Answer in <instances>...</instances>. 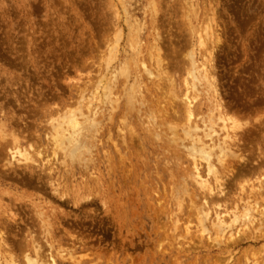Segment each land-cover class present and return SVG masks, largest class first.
<instances>
[{"label": "rangeland", "instance_id": "obj_1", "mask_svg": "<svg viewBox=\"0 0 264 264\" xmlns=\"http://www.w3.org/2000/svg\"><path fill=\"white\" fill-rule=\"evenodd\" d=\"M203 31L214 37L201 46ZM210 59L241 125L228 156L192 76ZM81 106L74 159L54 128ZM0 136V264H264V0H0ZM190 144L213 148L216 171Z\"/></svg>", "mask_w": 264, "mask_h": 264}, {"label": "bare ground", "instance_id": "obj_2", "mask_svg": "<svg viewBox=\"0 0 264 264\" xmlns=\"http://www.w3.org/2000/svg\"><path fill=\"white\" fill-rule=\"evenodd\" d=\"M121 4H122V1H121ZM152 4H153V2H152ZM190 4V3H189ZM116 5V4H115ZM111 8V7H110ZM113 8H114V6H113ZM190 20V19H189ZM119 27V26H118ZM117 29H119V28H117ZM116 29V30H117ZM204 29V28H203ZM207 29V28H206ZM115 30V31H116ZM207 30H209L210 31V28H208ZM207 30H206V32H207ZM193 31V30H192ZM117 32H120L119 30H117ZM122 32V31H121ZM121 32H120V34H121ZM204 32V31H203ZM197 33H199V32H197ZM202 33V32H201ZM205 33V32H204ZM119 34V33H118ZM123 34V33H122ZM200 34V33H199ZM199 34H197V35H199ZM203 34V33H202ZM118 36V35H117ZM214 37L213 35H211L210 34V32H208V33H205V35H199L198 36V40L200 41V45L201 46H204V45H207V44H205V42H206V40L209 38V39H212V38H210V37ZM122 37V36H121ZM204 37H206V39L204 38ZM197 38V37H196ZM119 39H120V36L119 37H117V41H119ZM208 39V40H209ZM209 43V42H208ZM112 44V43H111ZM110 46V45H109ZM112 46V45H111ZM207 47H209V44H208V46ZM117 48H118V42H116L110 49H109V51H107L108 52V64H109V66H110V64H111V62L112 61H114V59L116 58V53H117ZM108 49V48H107ZM140 54V53H139ZM138 54V55H139ZM208 54V53H207ZM209 55H210V52H209ZM118 56V55H117ZM187 56H189V58H190V60H191V63L195 66V64H198V63H196L197 61H195L194 60V56H195V54H194V52L191 50V53H188V55ZM106 57H107V55H106ZM105 61V60H104ZM124 62V61H123ZM210 62H211V59L209 60V62H207V64H203V65H200L199 67H197V70H196V74L194 73V72H192V76L195 78L196 77V79L197 80H199V82H201V83H204V86H205V90L206 91H204V92H207L208 93V95H206V96H208L210 99H211V101H212V104L214 105V108H212V109H215L214 111H216L217 112V117H218V121L219 122H217V123H220L221 122V129H222V133H223V138H224V142L223 143H225V142H227L228 143V141H229V143L227 144V143H225L224 144V147H222V146H220L219 145V148H220V151H221V153L223 154H225V152L227 151H229V152H232L230 149H233L232 148V146H231V148H229V144L231 143V142H233L234 140H236L237 139V136H238V134H237V130H239L240 129V127H241V125L240 124H238V123H231L232 121H230V119L229 118H227L226 117V115H225V113H223L224 111H222L223 109H222V105H221V103H220V101H219V97H218V92H217V89H216V86L214 85V83H212V75H210V71H209V68L211 67V66H209V64H210ZM106 63V62H105ZM129 63V62H128ZM204 63V62H203ZM209 67H207V66ZM123 66H126L125 68H123V70L125 69V72L127 73L128 71H126V69H127V65H125V62H124V64H123ZM147 65L145 64V66L144 67H146ZM159 67V66H158ZM148 68V67H147ZM160 68V67H159ZM142 69H143V67H142ZM107 70V69H106ZM121 70H122V68H121ZM148 69H146V72H148L149 73V75L150 76H155L156 75V73L159 71H155L156 73H155V75H154V71L152 72V71H150V70H148ZM188 72V71H187ZM120 73H121V71H120ZM124 73V72H123ZM110 75H113V74H111L110 73ZM129 75V74H128ZM148 75V76H149ZM196 75V76H195ZM198 75V76H197ZM117 76V74L116 75H114L113 77H116ZM122 76H123V74H122ZM155 77H157V76H155ZM154 78V77H153ZM115 79V78H114ZM118 79V78H117ZM117 79H115V80H117ZM114 80V81H115ZM127 80V79H126ZM155 80V79H154ZM109 81V80H108ZM172 81V80H171ZM190 81H192V80H190ZM189 81V82H190ZM110 82H111V80H110ZM113 82V81H112ZM117 82H118V80H117ZM110 84H106L105 85V88H104V94L102 95L103 96V98L104 97H106V99H108V100H110L109 99V96L111 95V93L110 94H108V90H106V89H110V86H109ZM112 85H113V83H112ZM190 85V83H188V86ZM174 86V85H173ZM195 86H197V84L196 85H193V87H194V89H196V87ZM191 87V86H190ZM199 87H200V85H199ZM203 87V86H202ZM103 88V87H102ZM112 89V88H111ZM135 89V88H134ZM105 90H106V92H105ZM112 91V90H111ZM110 92V91H109ZM202 93H203V91H202ZM200 94V93H199ZM195 95V94H194ZM190 96V95H189ZM196 97L195 98H192V100L194 101L195 99H197L198 98V96L197 95H195ZM111 97V96H110ZM193 97V96H192ZM199 97H200V95H199ZM203 97V96H202ZM207 97V98H208ZM188 99H189V97H187ZM102 101H103V99H102ZM111 101V100H110ZM113 101H115V100H113ZM189 101H191L190 99H189ZM210 101V102H211ZM85 102V101H84ZM105 102V101H104ZM195 104V103H194ZM81 105H82V103H81ZM186 105V108H187V121L188 122H190L191 121V119L193 118V111H192V109L194 108H192L191 106H192V102H188L187 104H185ZM80 109H78L77 110V112L76 111H74V112H72L71 111V113L70 112H68L67 111V115L64 117V124H66L67 125V128H65V129H63V127H61V125L63 124V123H61L60 121H59V123H60V128L58 127V126H56V128H54V132L56 133L54 136H56V137H58V139H60V143H59V147L64 151H66V149H67V152H70V154H71V157L72 158H74V159H76L75 158V156L76 157H80L82 154H83V148L86 146H83L84 145V142L82 143L80 140H78V138H80L79 136H80V134L82 133V131H84V127L82 126V124H83V122H81V121H83L84 120V118H82L81 119V121H78V119H79V115L82 117L83 115H85V113L83 114V110L81 109L82 108V106L81 107H79ZM212 112H211V114L213 113V110H211ZM66 113V112H65ZM77 113H79V114H77ZM85 116H87V115H85ZM85 116H83V117H85ZM89 119H90V117H88ZM88 118L86 117V119L85 120H88ZM211 119V118H210ZM214 119H215V116H214ZM213 118H212V120L213 121H217V119L216 120H214ZM90 121H93V118L92 119H90ZM234 121V120H233ZM85 122V124L86 123H88L87 121H84ZM93 122H95V121H93ZM92 122V123H93ZM187 122V123H188ZM180 123V122H179ZM63 124V125H64ZM215 124V123H214ZM53 126H54V124H52ZM197 125V124H196ZM205 125V124H204ZM216 125V124H215ZM90 126H91V124H90ZM185 126V125H184ZM55 127V126H54ZM186 128H184L185 130V132H184V134L187 136V137H192V135H191V131H192V124H187L186 126H185ZM205 127H207V125L205 126ZM209 127H210V130H211V126L209 125ZM195 128H197V127H195ZM56 129V130H55ZM67 129V130H66ZM199 129V128H198ZM197 129V130H198ZM197 130H194V132H193V134L195 133V135H196V131ZM204 130V129H203ZM209 130V131H210ZM212 131V130H211ZM70 132V133H69ZM174 132V131H173ZM208 132V131H207ZM215 131L213 130V133H214ZM66 133H67V135L69 134V136L67 137L66 136ZM212 133V134H213ZM216 133V132H215ZM214 133V134H215ZM206 134H209V133H206ZM217 134V133H216ZM210 135V134H209ZM15 136V135H14ZM185 136V137H186ZM208 135H206V137H207ZM1 137V136H0ZM4 136H2L1 137V139L3 138ZM196 137H197V135H196ZM55 138V137H54ZM195 138V137H194ZM4 139V138H3ZM55 139H57V138H55ZM57 139V142H59V140ZM191 139V138H190ZM213 139V138H212ZM13 140H14V142H18V140L16 139V138H14L13 137ZM182 140V139H181ZM198 140V139H197ZM196 140V141H197ZM56 141V140H55ZM192 142V144H196L197 142H195V139H194V141L193 140H191ZM189 142H190V140H189ZM194 142V143H193ZM198 142H199V144L201 143V140L199 141L198 140ZM65 143H68V145H65ZM86 143V142H85ZM203 143V142H202ZM201 143V144H202ZM56 144V143H55ZM198 144V143H197ZM57 145V144H56ZM204 145V144H203ZM203 145H199L198 146V148L199 149H197L196 147V145H194L193 147H192V145L190 144V147H192V149H191V151H193L192 153L194 154V153H199L201 156H202V158H200V159H204V160H208L207 161V163H208V172H212V170H215L216 171V169L215 168H213L214 167V165L213 164H211V162H210V164H209V161L211 160V157H212V154H211V150L213 149H211V147H209V146H207V148H210L209 150H207V148H206V145H204V147L206 148H204V147H202ZM58 146V145H57ZM68 146V147H67ZM196 146V147H195ZM65 147V148H64ZM87 147V146H86ZM85 149V148H84ZM85 151H86V149H85ZM88 151V150H87ZM197 151V152H196ZM13 152V151H12ZM23 152V151H22ZM89 152V151H88ZM215 153L216 152H214V156H217V155H215ZM234 153V152H233ZM26 154H27V152H26ZM219 154V153H218ZM227 154V153H226ZM225 154V155H226ZM12 155H13V157L12 158H14V160H16L15 159V157H16V154L14 155L13 153H12ZM28 155V154H27ZM27 155H23V153H20V157L21 158H23V159H19V157L17 158V160H16V162L17 163H24L25 164V167L27 168V166L29 165H27L26 164V162H28V161H30L31 159H30V157H28ZM219 155H221V154H219ZM196 156H198V155H196ZM223 156V155H222ZM227 156H228V154H227ZM214 158V157H213ZM81 159V158H80ZM33 163H34V160L32 159L31 160ZM15 162V163H16ZM46 162H47V160H46ZM45 162V163H46ZM225 162V161H224ZM37 163V162H36ZM41 163H42V161H41ZM47 163H49V162H47ZM39 166H40V164H39ZM53 166V165H52ZM50 167H51V164H50ZM50 167L48 168L49 169V171H51L50 170ZM214 171V172H215ZM210 172V173H211ZM209 173V174H210ZM224 177V176H223ZM217 178V177H216ZM218 180V179H217ZM216 180V181H217ZM218 186V185H217ZM221 186V185H220ZM220 188V187H219ZM217 189H218V187H217ZM261 189V188H260ZM211 191V190H210ZM218 191V193L219 194H222L223 193V190H220V189H218L217 190ZM216 192V191H215ZM218 203V202H217ZM218 205V204H217ZM213 207V206H212ZM218 208H219V205H218ZM246 210V214L245 213H243V217L245 218V219H247L248 218V222H250V221H252L251 219H250V215H251V218L253 217L252 216V212H250L249 210H248V208H246V209H244V211ZM251 210V209H250ZM255 210V209H254ZM208 211H209V209H208ZM243 211V212H244ZM248 211V212H247ZM250 212V213H249ZM205 213H207V211L205 212ZM252 213V214H251ZM256 213V212H255ZM41 215H42V213H40ZM13 215V214H12ZM206 215V214H205ZM208 215V214H207ZM259 215H261V214H259ZM234 216H236L235 214H234ZM238 216V215H237ZM209 217V216H208ZM218 217H219V215H218ZM218 217H216V218H218ZM240 217V216H239ZM236 218V217H235ZM240 218H242V217H240ZM240 218H236V222H234L233 220V222L234 223H237L238 221H241V220H239ZM243 218V219H244ZM254 218V217H253ZM205 219V218H204ZM231 221V222H232ZM243 222H245V220H242ZM48 222V221H47ZM201 222H202V224H204L203 223V221L201 220ZM254 222V221H253ZM252 222V223H253ZM257 222V221H256ZM217 223H218V225L221 227V230H222V226H221V224H223L224 223V221H222V220H219V221H217ZM234 223H232V224H234ZM201 224V225H202ZM238 224V223H237ZM240 224V223H239ZM246 223H244L243 225H245ZM258 224V223H257ZM250 225H252L251 223H250ZM254 225V224H253ZM259 225V224H258ZM204 226V225H203ZM203 226H202V228H203ZM217 226V225H216ZM229 226H232V225H229ZM246 226V225H245ZM244 226V227H245ZM249 226V225H248ZM248 226H246L247 228L246 229H248V228H250V227H248ZM201 227V226H200ZM206 226H204V228H205ZM215 227V226H214ZM233 227V226H232ZM244 227H242V230H243V228ZM254 227V226H253ZM252 227V228H253ZM219 228V227H218ZM228 228V227H227ZM258 228V227H257ZM231 229V228H230ZM203 230V229H202ZM218 230V229H217ZM226 230L227 229H225V228H223V234H225V232H226ZM1 229H0V260H1V254H2V252H3V249L2 248H5V244H4V239H3V234L4 233H1ZM205 231V230H204ZM220 231V230H219ZM241 231V230H240ZM242 232V231H241ZM240 232V233H241ZM221 233V232H220ZM243 233V232H242ZM48 234H49V231H48ZM237 235H238V232H237ZM221 236V235H220ZM220 236H218L219 237V241H220V239L222 238V236L220 237ZM239 236H240V234H239ZM225 237V236H224ZM236 237V236H235ZM231 238H234L233 237V234L230 232L229 233V237H228V239L230 240ZM227 238H226V240H228ZM223 240V239H222ZM213 241H215V240H213ZM218 242V241H217ZM217 242H216V244H217ZM222 242V241H221ZM224 242V241H223ZM222 244V243H221ZM219 245H220V242H219ZM51 246H53V245H51ZM217 246V245H216ZM7 247V246H6ZM219 247V246H218ZM36 249H37V247H36ZM39 249V251H40V248H38ZM38 250H37V254H35V255H38V257H39V254H38V252H39ZM6 253V252H5ZM36 253V252H35ZM32 255V254H31ZM31 255H25L26 257H24L25 259H26V264H44L43 263V261H42V259H41V255H40V259L39 258H36V257H34V256H31ZM48 257V256H47ZM12 258V257H11ZM50 258V257H49ZM52 258H50L49 260L48 259H46L47 260V262H46V264H56V260L55 259H52ZM6 260V259H5ZM5 260L3 259V262H5ZM45 260V261H46ZM2 261V260H1ZM0 261V262H1ZM250 262V261H249ZM7 263V262H6ZM9 263H10V260H9ZM256 263V262H255ZM14 264V263H13ZM257 264V263H256Z\"/></svg>", "mask_w": 264, "mask_h": 264}]
</instances>
